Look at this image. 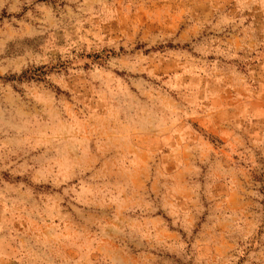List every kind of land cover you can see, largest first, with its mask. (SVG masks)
<instances>
[{
	"label": "rangeland",
	"instance_id": "1",
	"mask_svg": "<svg viewBox=\"0 0 264 264\" xmlns=\"http://www.w3.org/2000/svg\"><path fill=\"white\" fill-rule=\"evenodd\" d=\"M0 264H264V0H0Z\"/></svg>",
	"mask_w": 264,
	"mask_h": 264
}]
</instances>
